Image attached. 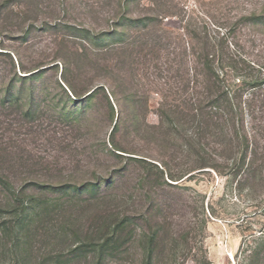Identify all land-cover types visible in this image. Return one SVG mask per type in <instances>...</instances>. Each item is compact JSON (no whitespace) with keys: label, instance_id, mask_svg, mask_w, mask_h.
Returning <instances> with one entry per match:
<instances>
[{"label":"rangeland","instance_id":"1","mask_svg":"<svg viewBox=\"0 0 264 264\" xmlns=\"http://www.w3.org/2000/svg\"><path fill=\"white\" fill-rule=\"evenodd\" d=\"M38 2H13L6 19L0 22V45L4 47L0 50L9 52L17 66L19 59L29 66L44 63L43 68L58 64V69L49 68L46 71V79L33 92L37 99L35 118H21L16 108L0 114V142L5 143L9 153H19L27 160L25 167L13 163L10 167L14 170H35L37 175L32 177H40L43 181H82L112 173L123 164L108 156L100 145L106 131H111L104 114L98 112L95 106L83 109V105L68 102V96L55 81L56 78L61 80L66 58L70 63L67 75L71 80V61L81 53L82 40L75 36L80 32L72 27H85L95 33L115 26L119 30L125 28L114 24L120 11L118 0ZM253 12L264 13V0H133L130 15L157 13L161 16L149 27L141 24L126 28L127 39L135 41L132 47L135 53L133 67H129L128 63L113 67L120 60L116 56L118 53L110 56L109 67L116 79L120 75L128 77L133 81L134 88L150 95L146 121L149 125L158 124L156 109L162 100L159 91H175L178 86H183L186 78H192L195 67L191 54V44L195 39L192 35H209L217 45L216 64L223 85L232 95L241 96L247 130L252 139H256L259 151L264 153V85L260 89L250 88L254 79L264 78V22L246 19ZM55 24L71 25L72 36H65L62 40L63 33H56L50 27ZM28 28L31 32L23 38ZM151 32L159 35V48L156 53L148 52L149 47L140 52V43L146 39V33ZM153 38H149L152 39L149 44L157 40ZM109 42L110 39H106L94 47L100 49ZM91 56L94 59L104 58L103 55ZM5 61L0 60L1 73L10 78L4 69L8 67ZM83 70L87 76L96 73V83L108 84L105 78L111 77L107 69L97 68L88 73L86 66ZM82 82L80 78L78 85ZM190 85L185 93L187 96L193 92V83ZM112 101L116 103L114 99ZM250 103L255 105L253 113L248 109ZM76 106L80 108L77 114H83L78 127L72 115ZM64 111L71 116L62 117ZM146 145L136 140L131 147L145 153L148 152ZM216 157L223 166L227 164V168L221 167L222 172L206 168L205 172L194 171L182 180L170 181L177 184L176 187L157 189L161 210L156 218L134 221L139 235L141 231L155 230L160 234V246L153 264H264L262 154L257 161L260 170L252 178L247 171L235 174L231 160L224 163L223 157ZM251 157L250 152L247 163L252 160ZM150 160L159 163L158 160ZM165 160L172 169H175V162L180 161L179 158ZM48 170L58 176L50 178L46 173ZM141 173V168L131 166L119 188L108 191L115 193V198H103L98 205L91 204L90 211H96L102 204L105 206H99L100 209L107 206V209L116 210L120 215L124 212L133 215L134 209H137L134 215L144 212L150 203L143 195L148 188L138 185ZM23 175L31 177L32 174L27 172ZM90 211L83 214L84 219L88 218ZM86 224L89 225V221ZM143 243L138 236L129 252L106 264H144Z\"/></svg>","mask_w":264,"mask_h":264},{"label":"trees","instance_id":"2","mask_svg":"<svg viewBox=\"0 0 264 264\" xmlns=\"http://www.w3.org/2000/svg\"><path fill=\"white\" fill-rule=\"evenodd\" d=\"M38 1L0 0V22L6 19L13 2L39 4ZM132 2L133 0H118L120 11L114 24L125 27L123 30L115 26L95 33L85 27H72L80 32V35L75 36L82 40L81 53L71 61V80L67 75L70 73V63L66 58L61 80L56 78L55 81L68 96V102L83 105V109L95 106L98 112L104 114V120L111 131H106L100 145L108 156H113L123 165L112 173L101 174L92 179L43 181L40 177H32L37 175L35 170L11 169L12 163L25 167L27 160L19 153H9L5 143L1 141L0 263L106 264L129 252L139 236L144 241V264H153L160 246V234L155 230L141 231L139 235L134 221L156 218L161 210L158 188L176 187L177 184L170 181L182 180L194 171L205 172L206 168H212L222 172L220 168H227V164L223 166L216 156L223 157L224 163L231 160L235 174L247 171L251 178L260 170L257 164L259 154H262L261 165H264V153L259 151L256 139H252L247 130L241 96L232 95L223 85L216 64L217 45L207 34L193 33L192 38L195 39L191 44V54L195 67L192 78H186L183 86H178L175 91H159L162 94V100L156 109L159 123H147L150 95L134 88L133 81L128 80V77L120 75L116 79L108 64L110 56L118 53L116 56L120 60L113 67L118 64L124 66L126 63L133 67L135 53L132 47L135 41L127 39L126 28L141 24L149 27L161 16L155 13L134 17L130 15ZM248 18L264 22V13L253 12L246 17ZM50 27L56 33H63L62 40L65 36H72L69 24ZM30 32L31 28L26 29L23 38ZM146 35V39L140 43V52L149 47L148 52L156 53L161 40L159 35L153 32ZM150 37L157 40L149 44L152 40ZM106 39H110V42L105 47L95 49L98 47L94 46ZM0 48L4 47L0 45ZM92 54L97 57L103 55L104 58L94 59ZM3 59L8 65L4 69L8 71L10 78L6 73H1L0 67V114H5L7 109L16 108L21 118H35L34 106L37 99L33 92L46 79V71L49 68L58 69V64L43 68L44 63L29 66L19 59L17 66L9 52L0 50V60ZM86 66L88 73L97 68L109 70L111 77L105 78L109 85L96 83V73L87 76L83 70ZM18 71L26 74H19ZM128 73L132 75L129 71ZM80 78L84 82L78 85ZM190 83H193V92L187 96L185 93L190 88ZM263 85L264 78H257L250 83V88L260 89ZM26 106L29 107L25 108ZM79 109L76 106V111L72 113L77 127L83 119L82 113L77 114ZM248 109L253 113L255 105L250 103ZM70 116L65 111L62 113V117ZM136 140L146 143L150 153H140L131 147ZM250 152L252 160L247 163ZM166 158H179L180 161L175 162V169H172ZM150 159L158 160L159 163ZM131 166H138L143 170L138 185L148 188L143 194L150 203L148 209L136 215L137 209H134L133 215L127 212L120 215V212L110 211L107 206L100 209L99 206H105L101 204L96 211H90L91 204L98 205L103 198H115V193L108 191L119 188ZM27 172L32 174L31 177L23 175ZM46 173H49L50 178L58 176L49 170ZM87 211H90V215L84 219L83 214ZM86 221L90 224H86Z\"/></svg>","mask_w":264,"mask_h":264}]
</instances>
